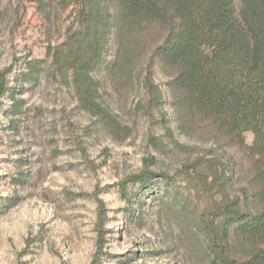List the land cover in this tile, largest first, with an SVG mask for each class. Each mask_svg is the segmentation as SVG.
I'll use <instances>...</instances> for the list:
<instances>
[{"label": "rangeland", "instance_id": "obj_1", "mask_svg": "<svg viewBox=\"0 0 264 264\" xmlns=\"http://www.w3.org/2000/svg\"><path fill=\"white\" fill-rule=\"evenodd\" d=\"M73 2L0 0V69L12 67L0 96V264H193L178 226L160 211L167 181L144 192L129 183L127 197L117 182L145 167L174 177L210 157V136L179 128L160 67V108L148 105L139 83L112 78L105 67L93 74L107 115L84 108L48 55L72 24ZM32 59L44 62L27 82L22 74ZM245 136L250 145L253 133ZM239 160L236 187L248 173ZM175 181L186 189L183 178ZM98 199L107 213L103 241Z\"/></svg>", "mask_w": 264, "mask_h": 264}, {"label": "trees", "instance_id": "obj_2", "mask_svg": "<svg viewBox=\"0 0 264 264\" xmlns=\"http://www.w3.org/2000/svg\"><path fill=\"white\" fill-rule=\"evenodd\" d=\"M71 15L64 40L48 55L56 78L73 84L84 108L107 115L93 74L102 67L139 83L148 105L160 108V67L179 128L205 132L212 142L208 159L177 171L185 190L176 175L145 167L117 182L121 194L127 197L129 183L144 192L167 181L160 211L178 226L193 264H264V0H74ZM43 62L30 60L22 79L36 81ZM11 70L0 69V96ZM239 159L248 173L236 187ZM106 219L98 199L101 241Z\"/></svg>", "mask_w": 264, "mask_h": 264}]
</instances>
